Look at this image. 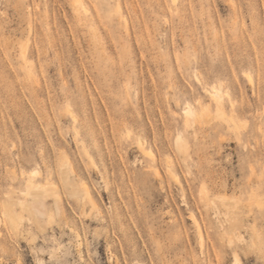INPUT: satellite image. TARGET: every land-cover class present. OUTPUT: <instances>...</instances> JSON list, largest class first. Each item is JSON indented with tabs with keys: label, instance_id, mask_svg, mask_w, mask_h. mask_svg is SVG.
<instances>
[{
	"label": "rangeland",
	"instance_id": "1",
	"mask_svg": "<svg viewBox=\"0 0 264 264\" xmlns=\"http://www.w3.org/2000/svg\"><path fill=\"white\" fill-rule=\"evenodd\" d=\"M135 262L264 264V0H0V264Z\"/></svg>",
	"mask_w": 264,
	"mask_h": 264
},
{
	"label": "bare ground",
	"instance_id": "2",
	"mask_svg": "<svg viewBox=\"0 0 264 264\" xmlns=\"http://www.w3.org/2000/svg\"><path fill=\"white\" fill-rule=\"evenodd\" d=\"M80 4H81L82 9L86 11L87 7L84 5V3L81 2ZM206 90L215 100L218 98L219 99L223 98V96H222L223 93L221 94V90L215 86H213L210 89H206ZM227 97L230 99L229 95ZM184 112H185V114L189 115L193 121L198 120L199 115H197V113L195 112V110L191 106L187 105L184 108ZM206 113H207V111H206ZM175 142H176L177 150L180 153H183V151H184L183 150V143H182V137L180 135H178L176 137ZM139 148L142 151L146 150V148L143 146L142 142H139ZM38 172L39 171L34 170V171H32V175L34 176V174L36 175ZM61 178L64 182H66L68 180V173H67L66 168H64V167L61 169ZM47 191H48V189L43 184H41L39 182H33L30 180L26 184L25 191L22 192V197H23L22 199H18L15 201L12 199V197H10V196L7 197V206H6V209H4V210H5V214L7 216L8 224L10 225L12 230L17 231L18 223H19V220L21 219V216H18V212L16 211L17 209L13 208V206H16L19 209V212L24 211V210L37 211L38 212V211H40V209L37 207L43 206V197L45 196ZM86 196L88 199L90 198V194L87 190H86ZM54 202L56 204V207L58 208L59 198L57 196L55 197ZM133 264H140V263L135 262Z\"/></svg>",
	"mask_w": 264,
	"mask_h": 264
}]
</instances>
